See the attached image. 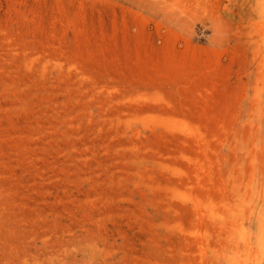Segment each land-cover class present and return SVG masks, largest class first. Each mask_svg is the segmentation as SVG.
Here are the masks:
<instances>
[{
  "label": "rangeland",
  "instance_id": "374dc122",
  "mask_svg": "<svg viewBox=\"0 0 264 264\" xmlns=\"http://www.w3.org/2000/svg\"><path fill=\"white\" fill-rule=\"evenodd\" d=\"M262 4L0 0V264L244 249L227 211L264 155Z\"/></svg>",
  "mask_w": 264,
  "mask_h": 264
},
{
  "label": "bare ground",
  "instance_id": "6f19581e",
  "mask_svg": "<svg viewBox=\"0 0 264 264\" xmlns=\"http://www.w3.org/2000/svg\"><path fill=\"white\" fill-rule=\"evenodd\" d=\"M262 2H264V0H262ZM262 6H263V8L261 9L262 10V13H261L262 16L261 17L263 18V21L261 23L264 26V5L262 4ZM258 28H259V26H258ZM260 28L262 29V27H260ZM261 29H258V30L261 31ZM259 31H258V33H259ZM263 32H264V27H263ZM263 32H262V34H263V37H264V33ZM263 52H264V50H263ZM262 59H263L262 63L264 64V56H263ZM261 112H262V114L264 113L262 111V109H261ZM262 151H263V154H264V147L262 148ZM254 161H255V163L252 165V166H254L253 169H252L253 170V172H252L253 174H251L252 179L250 180V185H248V187H250L251 189L249 188L250 191L247 190V191L250 192L251 196H248L247 200H244V198L242 196L241 197L243 199L240 197L242 202H246V204L244 203L245 207L243 206L242 202H241L242 206L238 202L239 204L237 203L236 207L235 206L234 207H235V209L237 207H239V208L242 207L243 209L240 208L242 210H240L239 208H238L237 211L235 209H233L235 211L229 210L232 207H229V209L226 208L225 210H223L224 211L223 216L225 214V211H227V209H228L227 213H229L230 216L233 215V218L236 219V221H239V220H237L238 219L237 217H238V214H240V213H242L244 215H248V217H247L248 219L247 220L250 221L249 226L241 224L242 225L241 232H239L240 233V241L243 242L244 249H241L240 248L241 246L238 247V245H237L236 249H234V251L232 252V255H233L232 257H231V255H228L227 257L225 256L226 257V264H264V175H262L263 176L262 185H260L259 181L257 180V178H258L257 169H259V168H257L258 167L257 165H260V167L263 166V170H264V155L261 158V161L259 160V158L257 159V162H256V160L254 158ZM259 185H260V187L262 186L261 189H260ZM244 192H246V191H244ZM249 192H248V194H249ZM246 197H247V195H246ZM241 200H239V201H241ZM195 202H197V205L194 204V205H196V208L197 207L198 208H202V206H206L205 209L208 211L207 213L210 214V216L217 215V214L220 213L219 212L220 209H219V211H217L213 207L214 203L212 205V202H210V203L209 202H202V201H199L198 199H195ZM215 205H218V204H215ZM237 205H240V206H237ZM203 209H204V207H203ZM199 210L201 211V209H199ZM197 211H198V209H197ZM200 211H198V212H200ZM202 212H205V211L202 210ZM202 212H200V213L202 214ZM215 217H217V216H215ZM240 218H241V220H243L242 217H240ZM230 221L231 220L229 219L228 222L230 224H232L231 222H233V220L231 222ZM228 222H227V224H228ZM239 223H240V221L237 222V225H240ZM230 224H229V226H230ZM234 226L236 227V225H233V226H230V227L232 228ZM237 229H236V231L238 232L239 230H237ZM232 235H233V232H232ZM228 237H230V235ZM231 238L232 237H230V239ZM232 239L230 241H234L235 240V239L234 240H232ZM234 242L236 243V240ZM235 243H233V247H234ZM222 258H224V257L222 256Z\"/></svg>",
  "mask_w": 264,
  "mask_h": 264
}]
</instances>
